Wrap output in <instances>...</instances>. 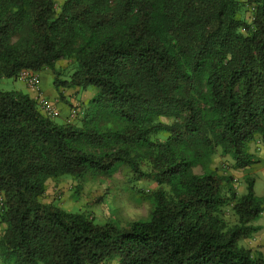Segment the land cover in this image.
I'll return each instance as SVG.
<instances>
[{
  "label": "trees",
  "instance_id": "obj_1",
  "mask_svg": "<svg viewBox=\"0 0 264 264\" xmlns=\"http://www.w3.org/2000/svg\"><path fill=\"white\" fill-rule=\"evenodd\" d=\"M24 68L97 91L58 122L0 88L3 264H264L240 244L261 229L255 180L239 195L211 166L220 153L245 168L264 142V0H0V84ZM123 165L170 187L146 195V217L98 223L44 200L49 180L78 188Z\"/></svg>",
  "mask_w": 264,
  "mask_h": 264
},
{
  "label": "rangeland",
  "instance_id": "obj_2",
  "mask_svg": "<svg viewBox=\"0 0 264 264\" xmlns=\"http://www.w3.org/2000/svg\"><path fill=\"white\" fill-rule=\"evenodd\" d=\"M56 2L59 7L63 0H56ZM250 15L249 11L247 16L250 17ZM57 68L60 71L59 77L68 80L75 71L76 64L62 60L57 63ZM38 74L41 78L40 85L46 91L44 96L55 102L56 96L67 92L69 94L66 97L71 109L77 108V106L85 108L97 91L95 87H90L88 90L58 88L54 84L55 75L49 68L40 70ZM0 88L4 91L28 92L27 85L18 78H4ZM61 98L65 99V96L62 94ZM56 104L60 107V102H56ZM65 115L66 108L63 109L61 115L56 117V120L64 122ZM68 119L69 116L66 120ZM250 150L253 154V162L245 168L236 167L232 158L222 156L220 153L213 157L211 166L218 173L232 177L231 183L228 181L223 184L226 185V189L230 185L233 186L239 195L247 193V179L248 177L253 178L255 192L257 196L263 198L264 208V142L260 140V137L251 143ZM143 169L146 170V167L143 166ZM194 171L196 173L203 172L200 166L195 167ZM160 188L167 191L170 189L169 185H159L153 178L139 177L130 166L123 165L113 175L88 176L87 180L78 188L69 177L58 181L49 180L44 200L52 201L70 211L84 212L90 217H94L98 223L116 222L126 225L133 220L148 216L152 209V203L146 198V195ZM226 189L225 192H228ZM233 204L226 205L222 214L229 225L236 224L238 220ZM253 223L260 225L261 229L249 237L242 238L240 244L250 248L253 253L260 252L264 255V209ZM3 227L0 223V232ZM0 264H3L1 260ZM104 264H118V262L111 261Z\"/></svg>",
  "mask_w": 264,
  "mask_h": 264
},
{
  "label": "built area",
  "instance_id": "obj_3",
  "mask_svg": "<svg viewBox=\"0 0 264 264\" xmlns=\"http://www.w3.org/2000/svg\"><path fill=\"white\" fill-rule=\"evenodd\" d=\"M17 78L36 91L37 93L36 100L38 101L41 110L46 115L52 118H56L60 115V110L56 104V101L54 102L51 99H48L42 93L41 85H40V76L37 71H34L29 68H24L19 72ZM79 110L80 108L78 106L77 108L76 107L72 108L69 113V119L75 118Z\"/></svg>",
  "mask_w": 264,
  "mask_h": 264
},
{
  "label": "crops",
  "instance_id": "obj_4",
  "mask_svg": "<svg viewBox=\"0 0 264 264\" xmlns=\"http://www.w3.org/2000/svg\"><path fill=\"white\" fill-rule=\"evenodd\" d=\"M40 81H41V78H40ZM27 87H28V92H26V93H28L31 97L36 99V97H37L36 91L33 90L32 88H30L29 86H27ZM41 90H42L43 94L46 93V91L43 90L42 86H41ZM61 94H63L65 96V99L61 98ZM61 94L59 96H56V100L55 101L57 103L60 102V107H58L59 110H60V115L62 114L63 109L66 108V115H65V120H66L68 118V116H69L70 109H71V106H69V102H68L69 100L66 97V95L69 94V93L63 92Z\"/></svg>",
  "mask_w": 264,
  "mask_h": 264
}]
</instances>
